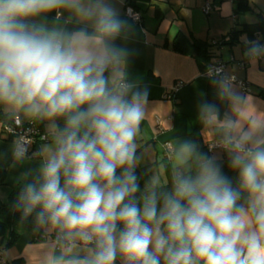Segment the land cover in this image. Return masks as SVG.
<instances>
[{"label": "clouds", "instance_id": "obj_1", "mask_svg": "<svg viewBox=\"0 0 264 264\" xmlns=\"http://www.w3.org/2000/svg\"><path fill=\"white\" fill-rule=\"evenodd\" d=\"M130 31L110 0H0V115L45 123L51 137L13 208L53 234L46 264H264V124L223 122L238 186L185 140L168 180L153 173L141 190L148 92L128 78L132 51L115 43ZM218 111L200 106L205 118ZM12 155L26 159L27 147L14 143Z\"/></svg>", "mask_w": 264, "mask_h": 264}, {"label": "crops", "instance_id": "obj_2", "mask_svg": "<svg viewBox=\"0 0 264 264\" xmlns=\"http://www.w3.org/2000/svg\"><path fill=\"white\" fill-rule=\"evenodd\" d=\"M127 1H132L141 13L140 22L127 14ZM207 1L217 5L210 14L203 11ZM110 3L120 18L131 25L128 37L115 41L116 45L132 51L126 66L128 78L148 92L146 114L137 138L143 163L140 161L138 165L155 163L154 173L161 175V168L168 172L171 161L165 155V144L172 143L175 149L185 140L196 141L200 152L220 159L224 151L210 152L207 145L221 138L225 120L235 121L243 129L252 121L264 124V97L259 94L264 89V55L245 61L246 53L241 44H237L241 54L234 46L216 50L212 61L226 62L227 71L247 80L252 92L244 93L237 83L226 82L223 88L227 90L229 101L225 115L205 118L200 114V106L208 103L209 77L203 74L195 57L178 52L172 46L180 29L189 30L198 39L217 41L236 27L256 23L261 15L264 17V0H110ZM68 15L67 11L63 12L64 17ZM68 27L81 25L73 23ZM177 83L183 86L175 91ZM157 121L161 122L162 129ZM50 141L34 146L32 155L17 160L12 155L14 142L5 138L0 121V169H4L6 175L5 181L0 183L2 201L7 202L12 189L22 184L25 171L38 166L39 152ZM140 186L143 190L141 183ZM53 248V236L45 235L37 240L32 233L24 231L20 241L11 248L13 259L7 253L5 258L10 264H46Z\"/></svg>", "mask_w": 264, "mask_h": 264}, {"label": "trees", "instance_id": "obj_3", "mask_svg": "<svg viewBox=\"0 0 264 264\" xmlns=\"http://www.w3.org/2000/svg\"><path fill=\"white\" fill-rule=\"evenodd\" d=\"M127 3L135 7V4L132 1H127ZM55 15V12L48 13V21L52 22L54 20ZM244 37L246 39H244ZM250 42H255L259 43L260 45H264V17L262 15L258 22L243 24L240 28L236 27L229 33H227L225 36H223L222 39L217 41H207L198 39L194 37L192 32H190L189 30L186 31L185 29H180L172 42V46L174 50L178 52L195 57L199 62L201 71L204 72L206 71L208 65L213 62L212 60L216 55V50L220 49L223 46L233 47L237 44H241L243 52L246 53L245 61L254 57L248 54V50L251 46ZM220 81L224 80H222L218 76L209 77L207 100L208 103L214 104L218 108L219 116H224L228 106L229 98L227 90L221 87L219 83ZM259 94L263 95L264 97V89H261ZM0 121L3 123V134L5 136L4 129L6 125L11 124L12 121L4 119L2 115H0ZM35 123L36 125H38L41 131H46L49 134L45 123ZM60 123L62 125V121ZM5 138L11 140L6 136ZM49 139L51 140V137ZM41 143L42 142L38 140L35 146ZM194 143L196 144V141H194ZM217 160L222 167L223 174L232 181L233 186H238V171L230 168L228 154L224 151L223 157ZM154 164L155 163L137 166L136 173L139 177V181L142 186H144L145 181L154 173ZM167 171V174L169 176V166L167 168ZM5 177V170L0 169V183H3L5 181ZM21 187L22 184H19L12 189L9 200L7 202L2 201L0 198V237L2 238V240H6L7 246L16 243L22 236V233L24 231L31 232L37 240L42 239L45 235L53 236V234L50 232H45L36 229L33 224V219L31 217L27 220L22 221L21 213L13 208V204ZM8 264H10L9 261ZM117 264H119V260L117 261Z\"/></svg>", "mask_w": 264, "mask_h": 264}, {"label": "built area", "instance_id": "obj_4", "mask_svg": "<svg viewBox=\"0 0 264 264\" xmlns=\"http://www.w3.org/2000/svg\"><path fill=\"white\" fill-rule=\"evenodd\" d=\"M217 7L211 1H207L205 6L203 7V11L206 14H210L215 8ZM126 12L127 14L134 20L140 22L142 19L141 13L135 9V7L129 3L126 4ZM256 57V56H254ZM227 64L223 60H217L211 62L206 71L203 74L207 77L211 76H218L222 80L226 81L227 83H237L243 89L244 93H251L252 88L250 83L247 80L239 78L236 74L229 73L226 68ZM183 86L182 83H177L175 87V91L180 89ZM169 96V95H168ZM170 97V96H169ZM158 127L162 129V125L160 121H157ZM5 136L11 141H13L18 146L27 147V156L33 154V148L38 140L40 142H49L50 136L46 131H41V129L36 125L35 122L32 121H23L21 117L17 116L15 118L14 123L6 125L5 127ZM220 138L208 143L207 148L210 152L215 150H222L224 149L219 146ZM174 150L172 143L165 144V155L167 159H169V154ZM0 264H8L7 259L4 257V249H0Z\"/></svg>", "mask_w": 264, "mask_h": 264}, {"label": "rangeland", "instance_id": "obj_5", "mask_svg": "<svg viewBox=\"0 0 264 264\" xmlns=\"http://www.w3.org/2000/svg\"><path fill=\"white\" fill-rule=\"evenodd\" d=\"M234 47H235V50L238 52V54H241V48H240V46L237 45V46H234ZM227 53L228 52H225V55H227ZM230 73H232V72L230 71ZM232 74H234V73H232ZM142 163H143V161L141 160V164ZM160 170H161V175L160 174H158V175L160 176L161 180L162 181H167L168 180V177H169L168 174H167V172L165 171L164 168L163 169L161 168ZM25 232H27V231H25ZM29 233H31V232H29ZM21 238H22V236L19 238V240L16 243H18ZM16 243H14L13 245L7 246L6 240H2V238L0 237V249L1 248H3V249L5 248V250H4V257L6 256L5 253H7V256L8 257L10 256V258L13 259V257H11V254H12L11 248L14 247L16 245Z\"/></svg>", "mask_w": 264, "mask_h": 264}]
</instances>
